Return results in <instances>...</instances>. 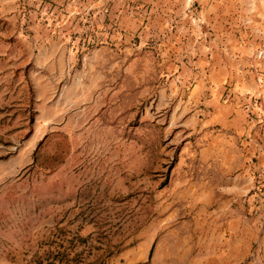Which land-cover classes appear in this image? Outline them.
I'll use <instances>...</instances> for the list:
<instances>
[{
	"label": "rangeland",
	"instance_id": "1",
	"mask_svg": "<svg viewBox=\"0 0 264 264\" xmlns=\"http://www.w3.org/2000/svg\"><path fill=\"white\" fill-rule=\"evenodd\" d=\"M22 33L0 55V264H109L176 191L161 58Z\"/></svg>",
	"mask_w": 264,
	"mask_h": 264
},
{
	"label": "crops",
	"instance_id": "2",
	"mask_svg": "<svg viewBox=\"0 0 264 264\" xmlns=\"http://www.w3.org/2000/svg\"><path fill=\"white\" fill-rule=\"evenodd\" d=\"M8 26L15 47L0 55L17 57L29 26L55 55L161 58L167 118L184 121L176 191L109 264H264L252 213L264 158L245 137L253 95L264 111V0H0V41Z\"/></svg>",
	"mask_w": 264,
	"mask_h": 264
},
{
	"label": "built area",
	"instance_id": "3",
	"mask_svg": "<svg viewBox=\"0 0 264 264\" xmlns=\"http://www.w3.org/2000/svg\"><path fill=\"white\" fill-rule=\"evenodd\" d=\"M259 96L253 95L251 101L246 104L248 112V129L246 140L255 148L256 154L264 158V111H255ZM253 209L252 213L259 219L261 228L264 227V169L255 176V185L252 191Z\"/></svg>",
	"mask_w": 264,
	"mask_h": 264
},
{
	"label": "trees",
	"instance_id": "4",
	"mask_svg": "<svg viewBox=\"0 0 264 264\" xmlns=\"http://www.w3.org/2000/svg\"><path fill=\"white\" fill-rule=\"evenodd\" d=\"M175 159H176V157H175Z\"/></svg>",
	"mask_w": 264,
	"mask_h": 264
}]
</instances>
